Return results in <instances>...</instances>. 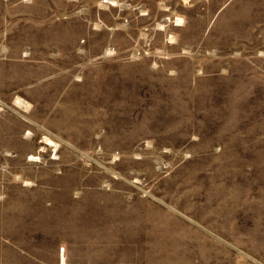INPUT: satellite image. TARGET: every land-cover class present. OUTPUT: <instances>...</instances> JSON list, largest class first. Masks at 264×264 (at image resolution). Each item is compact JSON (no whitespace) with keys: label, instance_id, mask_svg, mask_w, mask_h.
I'll return each mask as SVG.
<instances>
[{"label":"rangeland","instance_id":"374dc122","mask_svg":"<svg viewBox=\"0 0 264 264\" xmlns=\"http://www.w3.org/2000/svg\"><path fill=\"white\" fill-rule=\"evenodd\" d=\"M0 264H264V0H0Z\"/></svg>","mask_w":264,"mask_h":264},{"label":"snow or ice","instance_id":"6c2138e0","mask_svg":"<svg viewBox=\"0 0 264 264\" xmlns=\"http://www.w3.org/2000/svg\"><path fill=\"white\" fill-rule=\"evenodd\" d=\"M179 22V21H178Z\"/></svg>","mask_w":264,"mask_h":264}]
</instances>
